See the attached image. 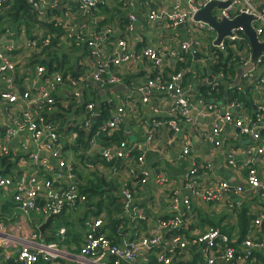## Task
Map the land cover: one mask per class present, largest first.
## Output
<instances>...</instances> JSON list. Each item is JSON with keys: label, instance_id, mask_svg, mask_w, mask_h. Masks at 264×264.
Here are the masks:
<instances>
[{"label": "crops", "instance_id": "1", "mask_svg": "<svg viewBox=\"0 0 264 264\" xmlns=\"http://www.w3.org/2000/svg\"><path fill=\"white\" fill-rule=\"evenodd\" d=\"M53 3L54 0L43 1L45 9ZM186 4L187 0H104L94 11H73L71 6L74 3L70 0L68 4L59 7L60 13L57 16L51 14L49 18L52 22L66 26V29H62L58 46L61 55L57 59L61 63L58 67L54 65L50 72L47 65L56 51L53 46L43 48V53L40 52L36 58L37 61L46 62V65L29 64L31 62L26 61L30 52L35 50V44L37 43L38 48L41 39L48 32L37 27L29 39L24 32L18 35L6 24L0 26V31H6L0 36V54L6 56L18 69L7 73L4 82L0 84V95L11 82L15 83L14 92L19 98L15 105L0 97V135H4L7 129L14 132L5 142L0 137V148L1 143H7L10 153L22 157L37 156L41 165L47 164L55 170H58L60 161H64V176L73 174L75 177L73 180L68 177V183L66 179L64 183L67 186L75 185L84 195L87 194L86 189H89L88 182L98 183L97 179L103 180L104 187L111 190L112 194H108L110 198H122L123 190L129 187L133 195L132 206L146 216V221L134 228L124 211L111 218L115 221L121 219L119 225L115 227L104 223L97 231L106 230L112 243L127 248L135 229L140 230L145 237L157 238L158 245L170 246L168 252L158 250L160 246H154L152 251L155 253L170 255L182 252L179 256L174 255L175 264H196L199 257L195 242L207 231L217 233L216 241L221 239L218 237L221 235L227 239L228 247L237 248L247 239L261 238L264 234V228L255 224L256 219L264 215V188L254 189L247 181L249 166L257 170L260 178L263 176L261 166L264 164V153L259 154V150L264 148V144L251 133L242 132L245 127L257 126L262 127L260 131L264 132V85L259 84L264 80V69L255 66L248 71L250 75L247 79L243 75L248 72L239 75L240 70L247 68L244 66L245 61L249 60L251 64L252 50L249 43L243 48V54H246L244 64L238 69L234 79L228 81L221 74L215 75L212 69L213 54L217 50L216 32H196L191 25L160 26L148 17L152 9L173 11L177 6L184 8ZM262 5V2L257 3L258 10L262 9ZM109 11L114 15L113 20L107 14ZM219 11L221 10L216 9L214 15ZM131 17L134 18L133 21ZM195 37L201 42L199 47L192 44ZM121 41L125 42L126 50L119 46ZM89 42H96L101 46V61L91 58ZM184 44L191 46L183 51ZM147 50L158 54L159 66L145 55ZM14 53L18 54L16 58L13 57ZM173 53L178 57L186 56L187 60V69L178 74L182 75V98L187 99L194 109L189 122L182 121L178 116L180 105L175 93H153L149 102L144 103V95L139 91L154 70L155 75L157 71L164 72L166 79L172 78L171 69L178 63L177 58L172 56ZM117 57L123 58L118 65L113 60ZM103 61L107 66L103 64L105 72L97 80L98 66ZM40 67L43 72H39ZM55 75L61 76L62 84L56 82ZM81 78H86L90 85L80 82L77 86H72L67 82L68 79ZM116 78L120 82L111 83ZM127 78L129 80L126 82ZM48 84L54 89L53 92L49 90ZM92 84H96L100 90ZM218 84H222L225 97H220L217 101L207 98L204 88L214 89ZM120 86H124L125 91H117L116 88ZM42 90H49L63 104L60 107L57 103L42 105L43 111L39 114L38 101ZM25 94L30 99H23ZM237 95L235 100L228 101V97ZM213 103L223 113L230 111L236 120L244 122L242 129L233 124H222L221 144L218 147L214 128L218 116L213 113L198 115L196 112H202L203 108ZM89 104L94 106V110H88ZM119 109H123V121L112 135L122 128L126 139L121 143H126L129 149L141 146L144 152H135L127 158L107 162L102 157L104 151L115 153L121 143L108 145L103 140H94L96 133L90 134L97 124H105L116 118ZM102 113L106 116L100 122ZM27 114L35 121L40 116L54 121L60 135L57 145L60 157H54L51 152L43 149L47 136L44 135L37 141L28 129H17L16 119L26 120ZM170 121L177 122L178 131L170 127ZM81 129L85 135L78 137ZM185 150H188L187 154ZM139 157H143L142 163L139 162ZM195 167L199 168V175L188 179ZM5 168L7 166L0 163V175H5ZM146 178V183H143ZM225 183L231 190L222 193L220 188ZM60 187L65 188L63 182H55V189ZM238 187H242V192H236ZM175 198L180 202L187 199L189 205H182L175 210ZM86 204L68 207L65 215L52 218L42 232L41 227L49 218L43 214L15 213L11 198L0 196V221L5 224L9 233L24 235L38 231L42 241L57 243L66 252L77 254L91 229L90 224L106 217L103 211L95 216L97 209L87 207ZM170 219L179 220L180 227L171 231L160 230L159 223ZM57 222L63 225L58 226ZM176 234L183 236L181 240L187 244L185 249L172 244V238ZM7 250L0 248V264H18L15 250ZM152 259L151 263L155 264V257ZM145 260L146 254H142L138 261L144 264ZM227 263L239 264L236 261Z\"/></svg>", "mask_w": 264, "mask_h": 264}, {"label": "built area", "instance_id": "2", "mask_svg": "<svg viewBox=\"0 0 264 264\" xmlns=\"http://www.w3.org/2000/svg\"><path fill=\"white\" fill-rule=\"evenodd\" d=\"M4 1L5 0H0V14L3 10ZM43 1L29 0L33 11L38 13L40 21L46 19L48 10H54L55 8L60 7L59 2L54 0L55 3L45 9ZM71 1L74 3V5L71 6L73 11H79L80 9L82 11H90L91 8L96 7L104 0ZM229 1L230 0H187V4L184 8H179L180 6H177V8H175L173 11L152 9L149 11L150 13L148 17L151 21L157 22L160 26L164 24L173 27L180 25H191L192 29L196 32L204 31L207 34H211L215 32L214 28L205 23L196 22L194 20L195 15L211 2L227 3ZM258 2H262L263 4L261 10H258L257 8ZM242 14L253 16L255 18L251 23V26L258 36L259 41L261 43L264 42V0H233V2L227 8L221 9V11H219L216 16L219 19L233 20ZM131 20L133 21L134 18L131 17ZM49 22L51 21L49 20ZM50 36L51 35L48 33L46 37L42 38L40 42L41 45L47 47L50 44ZM243 36H245L243 28H236L232 31V36L225 38V40L215 48L223 53H227L228 50H231L229 54H243V48L244 45H246ZM192 44L196 47H199L201 42L195 37L192 41ZM119 46L123 50H126L125 42H119ZM190 46V44H184L182 45V50L186 51L188 48H190ZM239 46H242L241 51L239 50ZM89 47L91 48V58L101 61L103 56L101 46L96 42H89ZM36 48L37 43L34 46V49ZM9 50H12V48ZM145 55L152 61H155L158 66L160 65L158 54H156L154 51L147 50ZM172 56L174 58L176 57V60L182 59L175 53H173ZM122 59V57H117L113 60L114 63L118 65ZM248 61L249 60L245 61V64L243 63L245 67H248L250 64ZM103 64L104 61L98 66L97 80H100L99 77L105 72L104 65L106 64ZM255 66L263 67L264 69V53L260 56ZM15 69L16 67L6 58V56L0 54V84L4 82L7 73L15 71ZM39 72H43L42 67L39 68ZM249 75L250 73L248 72L243 76L245 79H247ZM55 79L58 84L63 83V79L60 75H55ZM170 80L171 82H165L161 74L157 71L154 79H148L145 82V85L139 88V91L144 95L143 102L148 103L153 93L162 95L173 92L176 94L178 98V104L180 105V109L178 111L179 118L182 121L189 122L191 120L189 116L192 115L194 109L192 106H190L187 99L184 97L182 98V75H174ZM67 81L72 86H77L80 82L82 84L87 82L86 78L71 80L68 79ZM119 82L120 80L117 78L116 81H111V83L115 84H118ZM259 84L264 85V80ZM14 87H16L15 83L9 82L7 88L1 92L0 97L5 102L17 105L19 98L14 92ZM48 87L51 92L54 91L51 85L48 84ZM49 90H42L41 92V99L38 101L39 114L43 111L41 107L42 105L48 106L55 103L54 97ZM23 97L25 100L30 99L28 94L23 95ZM87 108L89 111L94 110V106L91 104H89ZM202 110V112L201 110L200 112L196 111L197 114L203 115L213 113L218 116L214 126L216 136L218 137V141L216 140L217 147L221 144L220 133L222 132V124H233L236 128H241L244 125V122L241 120H236L230 111L223 113V110L220 109L217 104H209ZM26 116V120H21V118L16 119L15 124L17 129H28L30 132H32L34 138L37 141L42 136H47V142L43 145V149L45 152H51L54 157H60L61 153L57 150V145L60 142V135L56 129L54 121L43 116H40V118L35 121L31 119L29 114ZM122 118L123 109H119V114L116 116V118L97 127L96 131L94 132L96 133L94 140H96V138H98L101 134L106 132L112 134V132L116 131L117 128H119L122 124ZM169 125L174 131L179 130L176 121H170ZM261 128L257 126L253 128L245 127L244 129H241L244 133H251L256 140H262V143L264 144V137L261 135L260 131ZM12 134H14V132L7 129L4 135L2 134L0 137L4 138L5 142V140L10 139ZM6 144L7 143H1L0 158L3 156L6 157L7 155L9 156L10 154ZM119 146L120 148L117 150V152L111 153L109 151H104L102 157L107 162H112L115 159L127 158V156H130L135 152H140V154L144 152V149L141 146L132 147L131 149L127 147L126 143H121ZM187 153L188 150H185V154ZM262 153H264V148L259 150V154ZM22 158H25L26 161H14L10 169L5 168L3 170V172L6 171L5 175H0V196L4 197L5 199L11 198V201L15 205V213H18V211L26 215L30 213H36L43 214L46 218H54L65 215L67 209H69L68 207L75 208L78 204L87 203L86 195L79 192L75 185L67 186V184L64 183L65 179L68 183V177H71L72 180L75 178L73 174H69L68 177L66 174L64 176L62 171L66 166L64 161H60L58 170H55V168L52 169L47 164L41 165L40 162H38L37 156L30 155L28 157L26 156ZM29 159H32V161ZM139 162H143V157H139ZM261 168L263 171L262 178L258 176V172L255 168L249 166L247 181L248 185L254 189L264 188V164H262ZM199 173V168L195 167L189 173L188 179L197 177ZM146 181L147 178L143 183H146ZM55 182H63L65 188L60 187L55 189ZM66 186L68 188H66ZM54 190H56L58 193H55ZM230 190L231 187L228 184L225 183L221 185L220 191L222 193L228 192ZM235 190L236 192L240 193L243 189L242 187H238ZM121 196L125 201L124 211L126 218L131 219V223L133 224L134 228L139 227V224L142 221H146L147 218L138 210V208L132 206L133 195L130 188H125ZM182 205H189V201L186 199L180 202L177 198L173 200V207L175 210L180 209ZM104 222V219L99 218L90 224L91 229L86 235L79 252L77 254H71L63 250L62 247H60L57 243H47L42 241L41 235L38 233V231H33L24 235H15L9 233L5 229V224L0 221V248L5 251L7 249L15 250V259L17 260L18 264H40V261H43L44 264H141L138 260L142 254H146V260L144 264H150L151 260H153L152 257H155L156 259L155 264H175L174 255L177 254V256H179L182 253L174 252L172 254L170 253V255L155 253V251L152 250L154 246H160L158 245V239L153 237H145V235L137 229H135L134 237L127 248H122L112 243L108 239L107 232H105L106 230L101 231V233L97 232V229H101L103 227ZM159 224L160 230L164 229L171 231L180 227V221L177 219H170L167 221L163 220ZM255 224L264 228V215L260 218H257ZM173 237L172 244H174V246H177V248L181 249L186 248L187 244L181 240V237H183L182 235L176 234ZM218 237H221V239L216 241L217 233L213 230H210L196 239L195 243L197 246L196 249L198 251L197 256L199 257L196 259V264H201L202 260V264H228L227 262L231 261H236L239 264H264V234L261 238L247 239L244 244L241 245L242 250H240L241 247H228L227 239L221 235H218ZM169 248V245H167V247L160 246L158 250L168 252ZM261 253L263 256H261Z\"/></svg>", "mask_w": 264, "mask_h": 264}, {"label": "trees", "instance_id": "3", "mask_svg": "<svg viewBox=\"0 0 264 264\" xmlns=\"http://www.w3.org/2000/svg\"><path fill=\"white\" fill-rule=\"evenodd\" d=\"M59 2V6H63L65 4H68V2L70 0H57ZM99 5V4H98ZM97 5V6H98ZM91 8L92 11H94L96 8ZM3 12L0 14V26L3 25V23H7V27L10 30H15L14 32H16V34L21 35L23 32L26 34L25 36H27L29 39L30 37L33 36V33L35 31V29L37 27H42L43 30H45L46 32H48L51 36L50 38V44L47 47H52L56 49V51H54V54L52 55V61L48 63L47 67H48V71H51V68L54 67V65H56V67L59 66V64L61 63L60 60L57 59L58 55H61V52L58 49L59 43H60V37H61V33L63 32L62 29H66V26L64 24H59L57 22H49V18L51 14H55V16H57L60 11L59 8H55L54 10H48V13L46 15V19L43 21L39 20L38 17V13H36L35 11H33L31 4L29 3V0H5L4 4H3ZM108 15H110V17L114 18V15L111 14V11H109V13H107ZM6 31H0V36L2 34H4ZM245 43L248 45V39L243 36ZM46 48L43 45H39L38 48H36L35 50H32L30 52V55L26 58V61L31 62L29 64H41V65H46V62L44 61H37L36 58L38 57V55L42 52V49ZM242 46H239V50L241 51ZM39 50V51H38ZM229 52H231V50H228L227 53H223L219 50H216L215 53L213 54L214 56V67L213 69V73L215 75H222L224 77V79L226 80H230L232 81L234 79V76L236 75V73L238 72V69H240V67H242L243 63H244V58L246 56V54H240V53H231L229 54ZM248 52V50L246 51ZM16 54V55H15ZM17 53L13 54V57H17ZM181 60H176L178 63L175 66V68L171 69V74L174 75H178V73H183L186 69H187V60H186V56H182ZM17 69V68H16ZM18 71V69H17ZM163 80L165 82H170V80L166 79V76L164 74V72H160ZM155 73H152L151 76H149V78L147 77L146 79H154L155 78ZM129 79H126V82ZM68 82V81H67ZM86 84H89V82H86ZM206 89L205 93H206V97L207 98H211L214 99L215 101H217L218 99H220V97L224 98L225 97V93H224V89L222 88V84H218V86L214 89L212 88H204ZM238 97V95L236 97H228V101L232 102L233 100H235ZM230 98V99H229ZM233 98V99H231ZM59 97H55L54 96V102L57 103L58 107H60L63 102ZM103 116H106L105 114H101L100 116V122H103ZM45 118H47L46 116H44ZM107 118V117H106ZM102 123L97 124V127L101 126ZM96 129H94L93 131H91L92 135ZM85 133L81 130L78 131V137L80 136H84ZM261 135L264 137V132H261ZM126 139V134L125 131H123L122 128H120V130L118 132H116L115 135H112L109 132H106L104 134L99 135V137L97 138V140L100 142L101 140H103L104 142H106V144L108 145H116V144H120L123 140ZM19 160H25V158H22L21 155H14L12 153L9 154V156L7 155L6 157H1L0 158V163L3 164L4 166H7V168L10 169V167H12V163L14 161H19ZM26 161V160H25ZM98 183H93L94 181H89L88 182V186L89 189H86L85 194L87 197V207H92L93 209H97V212H95V216H98L101 214V212H105L106 213V217L103 219L105 222L104 223H109L110 225H114L115 227L117 225H119L120 221H115L112 220V216L114 215H120L122 214V212H124V204L125 201L123 198L119 197H112L111 198L108 196V194H112L110 189H107L104 187V181L97 179ZM108 199V200H107ZM108 202V204H107ZM42 206V204H41ZM112 212H114V214L112 215ZM106 226H108L107 224H105ZM113 227V226H112ZM98 233H101L100 231H97ZM117 243V242H116ZM44 262L40 261V264Z\"/></svg>", "mask_w": 264, "mask_h": 264}, {"label": "water", "instance_id": "4", "mask_svg": "<svg viewBox=\"0 0 264 264\" xmlns=\"http://www.w3.org/2000/svg\"><path fill=\"white\" fill-rule=\"evenodd\" d=\"M233 0H230L227 3L221 2H211L205 8L200 10L194 17L196 22H203L212 28H214L218 38L215 42V46L220 45L225 38L232 36V31L236 28H243L244 34L246 38L249 40L251 50H252V57H251V64L245 68L244 70H240L239 75L241 76L244 72L251 71L255 64L257 63L260 56L264 53V42H260L258 36L256 35L255 31L253 30L251 23L255 19L253 16H249L246 14H242L237 16L233 20L228 19H219L216 15H214V11L216 9H224L227 8ZM182 26V25H180ZM240 78V77H239ZM211 82L213 79L210 80ZM97 90L100 88L96 84H92ZM117 91L124 90V86H120L116 88ZM52 218H49L47 223L41 227V231L43 232L45 227H47Z\"/></svg>", "mask_w": 264, "mask_h": 264}, {"label": "rangeland", "instance_id": "5", "mask_svg": "<svg viewBox=\"0 0 264 264\" xmlns=\"http://www.w3.org/2000/svg\"><path fill=\"white\" fill-rule=\"evenodd\" d=\"M3 24H7V23L4 22ZM29 160L32 161V159H29ZM57 225H58V226H62L63 223H61V222H57Z\"/></svg>", "mask_w": 264, "mask_h": 264}]
</instances>
